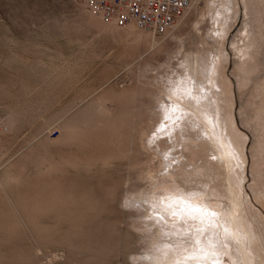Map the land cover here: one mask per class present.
Returning <instances> with one entry per match:
<instances>
[{"label":"rangeland","instance_id":"obj_1","mask_svg":"<svg viewBox=\"0 0 264 264\" xmlns=\"http://www.w3.org/2000/svg\"><path fill=\"white\" fill-rule=\"evenodd\" d=\"M221 1L193 0L177 26L157 34L133 23L125 28L105 24L83 0H0V264H150L156 252L191 250L195 240L187 234L200 230L199 219L166 210L162 215L143 201L153 191V183L164 177L158 161L171 162L169 156L177 158L174 163L188 159L191 175L178 174L176 180L189 194L205 193L199 209H211V204L233 208L224 164L209 154L205 143H194L191 151L186 150L178 142L183 134H178L177 122L169 133L173 136L175 131L179 138L171 140L169 135L161 147L154 140L157 132L166 129L165 115L173 109L159 107L157 99L165 97L183 61L195 59V49L202 56L212 54ZM235 19L228 29L231 35L220 40L225 48L241 26L240 18ZM131 27L142 31L138 43L125 40ZM258 30L259 73L240 88L235 84L231 121L223 122L229 128L223 126L236 143L232 147L236 146L243 167L239 191L252 220L238 234L247 245L251 241L254 264H264V19ZM230 53L234 61L237 52L230 48ZM225 69L235 78L233 64ZM137 84L143 87L134 100L139 133L122 146L127 150H120L114 138L118 149L110 145L118 152L108 147L113 157L94 154L96 160L92 154L89 159L79 153L74 140L70 145L67 132L66 138L62 135L64 120L92 99L106 91L105 104L115 111L121 103L114 96L111 99L114 90L117 94ZM70 108L73 112L62 117ZM177 115L181 114L173 111L170 119ZM193 119L184 124L186 131L187 126L198 125ZM103 157L108 158L100 161ZM158 193L166 195L163 189ZM210 215L204 216L207 224L201 233L208 232L216 240L208 243L203 237L205 245L217 249L211 255L221 259L220 264H245L234 237L226 236L232 233L218 216Z\"/></svg>","mask_w":264,"mask_h":264},{"label":"bare ground","instance_id":"obj_2","mask_svg":"<svg viewBox=\"0 0 264 264\" xmlns=\"http://www.w3.org/2000/svg\"><path fill=\"white\" fill-rule=\"evenodd\" d=\"M221 4V8H219L218 10L220 15L216 18L219 24V28L217 31V34H219L218 39H215L214 36H212V38H214V45L212 47L211 54L212 58L210 57L211 55L202 56L198 49H195V59L190 60L187 57L186 60H184L181 64V70L176 69V75H174L170 79L171 85L167 90H165V97L161 100L157 99L158 102L161 103V106L159 105V107L165 105L168 110H170V108L173 109L170 110L171 112L168 111L169 116L167 118L166 112L163 113L164 115L166 114L164 118L166 119V121H163L165 122L164 127H166V129L162 130L163 132L161 131L162 134L161 132H157V137H155L154 140H156L159 147H161L162 143L166 142V138L169 135V137H171V140L173 139V136L177 138L178 135H175L177 134V132L174 131L172 133L173 136H171V134L169 133L170 129H172L171 124L175 122V125L179 123V128H177L176 130H181L178 134H183L182 140L179 141L178 139V142L180 145H183L186 150L189 149L191 151L192 148H194V143H205V147L208 149L209 154L215 156L217 161L219 160L224 164L223 168L226 169L227 172L226 181H228V189L231 194L233 208L226 209L219 205L211 204V209H203L205 207H200L201 209H199V206L197 205H200V202L203 199L202 195L205 193L203 192L200 196V192H198L197 190L194 193L190 192L189 194L187 191H184L185 189L183 188L182 183L176 180L178 174L181 176H188L192 173L191 171H189V166L187 164L188 159H185L186 156H184V158L182 157L187 161H185L186 163L184 161L181 162V160H179V162L177 163H174V160H177V158H174L173 156L168 157L171 162H163L159 160L157 167L158 170L161 168L160 166L164 168V177L162 180L159 179L153 183V191L146 193L147 197L143 198V201L146 200L148 201V203L153 204L155 207H157L156 210L159 213L162 210H166L167 213L174 212L175 214H178L180 216H184L185 214H187L190 217L193 216L198 218L199 221H197V225L199 226L200 230L198 229L196 231H193L192 234H187L191 236L192 240H195V242L192 243L193 247L191 248V250H187L186 253L183 252L184 254L178 251H174L176 253L171 254L169 250L165 251L164 255L162 253L156 252L151 256L150 264H220L221 259L219 260L212 256L213 253H217V249L205 245L203 237L206 236L208 238V243H216V240L210 238V234L208 232L201 233L203 230L205 231L206 227L204 228V224L205 222H207L206 219L208 217L211 218V213H214L216 216H218L219 223H223V227H227V231L232 233L225 234L227 237H234L235 241L238 244L236 245L235 243V246L241 253V255H243L242 257L243 259H245V264H254L253 259L255 256L253 257V253H251L249 250V243L251 241L248 239V241L250 242L247 245V242L243 238L242 234H238V230H241V228L247 229L246 227L252 223V220L248 217L249 209L247 208L249 207H247V202L244 200L241 192L239 191L242 179L240 175V169L243 167H241L239 156L236 153V146L232 147V145H235L236 143L233 142L232 138V141L229 140L230 137L226 135L228 133H225L227 130L224 128L226 124L224 125L223 122L227 121L228 123H230L231 121V111L233 104L232 93H234L236 87L235 84H238V88H240L245 85L246 82L248 83V81L253 82L254 77H257V73H259L257 71V67L259 66L258 64L261 58V51H259L258 46L261 42V39L258 34V29L262 28V21L264 19V0H222ZM183 15L177 19L172 27L178 25ZM235 16L237 19L238 17L240 18L241 26L237 30V34H235L236 36L234 35V38H229L230 47L227 46V48H225V45L221 44L220 40L221 38L227 37L229 35L230 30L228 29H230V27L232 26L231 24H233L234 21L237 22ZM99 19L105 22V24H114L101 18ZM233 19L235 20L233 21ZM131 24L132 23H128L125 26H116L125 28ZM139 32L142 31H139V29L133 27L126 29L125 40L129 39L135 43H138V40H140L142 36ZM167 32L168 30L164 34H166ZM238 40H241V42L239 43ZM230 48L233 49V51L237 52L234 53V61L230 56ZM221 51H225L226 55L224 56ZM221 54L223 55V61L218 68V56ZM226 64L234 65V68L236 70V74H234L235 78L231 76L225 69ZM216 86H219L220 91L216 90ZM142 88V85L137 84L135 86L122 89L117 94L114 90V95H111V99L113 100L112 96H114V101L118 100L121 103L120 106L117 105L118 107L115 111H110L111 108L108 106V108H110L108 109L105 104L107 103L106 101L109 98L107 96L109 93L105 95V93H107L105 91L102 95H98V98L92 99L84 108L80 110V112L78 111L76 112V114L71 115L68 119L64 120V123L61 122L62 125L60 126V129L63 132L62 135L66 138V135L69 134L70 138H68L69 140L67 141H69L70 145L72 142L70 141V139L74 140L73 144H75L76 146L78 145L79 148L77 147V149H79V153L81 152L82 155L85 153L86 156L88 154L87 158L89 159L92 154L99 155L100 157L105 156L106 154V156L110 155V157H113L115 153H110L112 148V152L115 149L113 147L114 145H110V142L113 143L112 139L115 138L117 142H114L120 144L122 148L123 145H128V143L133 138L132 136H134L135 138V136L139 133L137 129L138 120L136 119L137 107L134 104V100H136L135 98H137V96L140 98V94L143 93ZM108 91L110 92L109 89ZM221 92H224V94H222ZM262 103H264V101H262ZM72 109L73 108L66 110V113L63 114L62 117L67 118L68 113H70ZM261 109H263V107ZM176 110L181 115H177L173 120H171L170 116L172 112ZM217 115H219L218 119ZM191 116H193L194 119L197 120L199 130L198 128L197 130L195 129L198 125H196L195 128L192 127L194 129H192L190 126V128L188 129L187 126V131L183 128L184 124L186 125V123L190 121L191 118L193 119V117ZM185 118H189L187 119L188 121L185 120L183 122L184 124H180L181 121H183ZM224 119L226 120L223 121ZM225 127H227V125ZM227 128H229V126ZM66 132L68 134H66ZM202 133H205L206 135L204 136V134ZM117 144H115V147L118 149ZM109 145L110 147H112L111 149H108ZM183 146L180 147L182 148ZM121 148L120 150L128 149ZM77 151H75L74 155L78 153ZM213 156H211L212 160H214L215 158H213ZM79 157L81 158L80 154ZM83 158H85V156ZM95 158L96 160H99L98 156H96ZM107 158L103 157V159H100V161H106ZM160 189L166 191V195H160V193H158ZM185 195L187 197H185ZM140 200H142V198H140ZM160 201L164 203V205L161 204L162 206H160ZM142 206L146 207L147 212H150L149 206H146L145 203H142ZM181 206L185 207L187 210H178V207ZM160 207H162L163 209H159ZM163 212L164 211L161 212L162 215H164ZM205 215H207L206 219L204 218ZM173 219L176 218L173 217ZM168 222L171 223L172 221L168 220ZM225 223H227V225ZM160 234H162L161 231ZM247 234H250L249 231L247 232ZM252 243V245L256 244H254V242ZM168 245L170 244L168 243ZM210 251H212V253H210ZM164 258H166V260Z\"/></svg>","mask_w":264,"mask_h":264},{"label":"built area","instance_id":"obj_3","mask_svg":"<svg viewBox=\"0 0 264 264\" xmlns=\"http://www.w3.org/2000/svg\"><path fill=\"white\" fill-rule=\"evenodd\" d=\"M94 16L117 26L137 27L163 34L190 7L193 0H83Z\"/></svg>","mask_w":264,"mask_h":264},{"label":"snow or ice","instance_id":"obj_4","mask_svg":"<svg viewBox=\"0 0 264 264\" xmlns=\"http://www.w3.org/2000/svg\"><path fill=\"white\" fill-rule=\"evenodd\" d=\"M213 215H214V213H213Z\"/></svg>","mask_w":264,"mask_h":264}]
</instances>
